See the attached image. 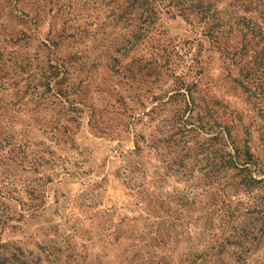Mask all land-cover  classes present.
Masks as SVG:
<instances>
[{"label":"rangeland","instance_id":"374dc122","mask_svg":"<svg viewBox=\"0 0 264 264\" xmlns=\"http://www.w3.org/2000/svg\"><path fill=\"white\" fill-rule=\"evenodd\" d=\"M124 2L0 0V261L264 264V41L233 56L234 39L225 50L160 5L119 56ZM112 54L120 66H106ZM141 57L151 61L130 73ZM49 59L67 62L66 88L34 100L28 75ZM16 62L29 67L15 74ZM199 118L249 144L255 162L238 185L193 165L215 135L191 131ZM168 124L187 170L145 145Z\"/></svg>","mask_w":264,"mask_h":264},{"label":"trees","instance_id":"16d2710c","mask_svg":"<svg viewBox=\"0 0 264 264\" xmlns=\"http://www.w3.org/2000/svg\"><path fill=\"white\" fill-rule=\"evenodd\" d=\"M126 9L117 16L122 21L124 32L116 42L115 54L119 56L126 55V52L131 51L138 43H140L146 36L161 13V5L165 13H169L170 9H175L182 16H194L204 26V32L215 43H222L224 49L228 50L231 46V40H235L234 46L237 48L232 52V55H237L240 51L245 49V46L252 45L255 47L259 42L264 41V29L261 23H264V0H159L156 7L154 0H124ZM226 3L223 9H219L220 3ZM128 10V11H126ZM246 12L250 14H245ZM252 13V15H251ZM115 15V14H113ZM260 19V20H258ZM65 59L47 60L46 63L36 66V71L28 75V85L31 91L32 99L42 100L48 93L53 92V84L58 85L54 93L60 94L62 91V83L58 82L60 73H66ZM151 61V57L148 59ZM145 57L133 58L130 66V73L137 68V72L144 68L142 65L148 64L149 61ZM116 63L119 65V59L114 54L107 58L106 66H111ZM258 62L254 74L257 73ZM16 69L15 74L24 73L29 64L16 62L13 64ZM249 71V70H248ZM247 74V73H245ZM66 88L65 86H63ZM187 95L189 90L185 88ZM40 102V101H36ZM197 124H194L192 130L207 128L209 133L215 135L208 138L207 144L201 145L202 155L198 157L196 154L193 165L199 170L206 169L212 174L213 178H227L237 184L235 179L241 177L243 172H250L249 165L255 162L254 155L250 152L249 144L244 140H231V130L218 124L216 118H199L195 119ZM212 121V122H211ZM181 129L177 128V133H182L184 121L180 122ZM170 128L159 129L156 132L162 137L152 136L151 144L157 154H159L164 161H167L168 168L173 172H178L179 169H184L189 166H184L183 160L186 158L179 154L176 150L180 143L171 140L173 134L168 135V132L175 126L168 124ZM179 127V126H177ZM176 129V127H175ZM186 135H182L185 138ZM142 140V136H138ZM144 142V141H143ZM136 151L140 150L139 143L134 144ZM173 155V156H172ZM191 165V164H190ZM197 179H200L197 177ZM242 184V183H239ZM12 254V253H11ZM14 256V253L13 255ZM215 260L212 264H223L219 260L218 254L215 255ZM212 259V258H211ZM0 264H3L0 261Z\"/></svg>","mask_w":264,"mask_h":264}]
</instances>
